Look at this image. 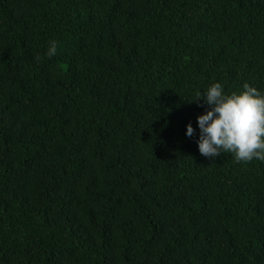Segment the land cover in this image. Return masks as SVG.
Segmentation results:
<instances>
[{"label": "trees", "instance_id": "obj_1", "mask_svg": "<svg viewBox=\"0 0 264 264\" xmlns=\"http://www.w3.org/2000/svg\"><path fill=\"white\" fill-rule=\"evenodd\" d=\"M216 81L264 90V0H0V264H264V161L198 151Z\"/></svg>", "mask_w": 264, "mask_h": 264}, {"label": "clouds", "instance_id": "obj_2", "mask_svg": "<svg viewBox=\"0 0 264 264\" xmlns=\"http://www.w3.org/2000/svg\"><path fill=\"white\" fill-rule=\"evenodd\" d=\"M56 52L57 41H50L45 55L51 57ZM201 99L208 106L196 118L201 155L217 158L231 153L238 162L264 161V90L244 83L241 90L229 93L216 81L197 93L195 100ZM195 131L189 122L185 134L191 137Z\"/></svg>", "mask_w": 264, "mask_h": 264}]
</instances>
